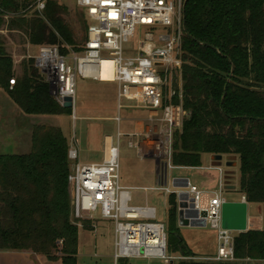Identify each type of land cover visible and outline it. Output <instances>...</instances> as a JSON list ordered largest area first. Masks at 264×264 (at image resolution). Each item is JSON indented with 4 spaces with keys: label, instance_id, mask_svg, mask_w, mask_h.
<instances>
[{
    "label": "trees",
    "instance_id": "trees-1",
    "mask_svg": "<svg viewBox=\"0 0 264 264\" xmlns=\"http://www.w3.org/2000/svg\"><path fill=\"white\" fill-rule=\"evenodd\" d=\"M39 2H45L43 12ZM84 15L76 17L77 31L74 15L55 0H0V89L24 114L71 116L72 110L56 101L32 58L16 75L2 32H18L32 47L58 46L68 55L82 52L88 40ZM185 18L183 102L190 116L176 134L172 164L201 167L203 155L238 160L239 193L264 206V0H187ZM32 128L29 153H0V252L78 264L69 139L58 126L37 121ZM169 202L168 253L196 258L179 232L176 195ZM84 227L94 230L90 222ZM235 259L178 264H264V230L236 233Z\"/></svg>",
    "mask_w": 264,
    "mask_h": 264
},
{
    "label": "built area",
    "instance_id": "built-area-1",
    "mask_svg": "<svg viewBox=\"0 0 264 264\" xmlns=\"http://www.w3.org/2000/svg\"><path fill=\"white\" fill-rule=\"evenodd\" d=\"M88 21V40L82 52L61 53L58 46L39 47L32 59L45 76L51 93L64 108L66 99L73 100L72 117L77 120L75 99L78 79L101 81L103 63H111L112 83L118 86L119 110L122 100L134 103L133 108L148 112L142 129L136 128L131 137L141 158H153L159 165L172 169L176 134L181 132L187 112L184 108L182 70L184 66L183 38L185 32L186 0H75ZM45 10L39 2L37 11ZM145 28V38L137 49H127L137 28ZM11 86L15 81H10ZM120 123V117L116 118ZM124 135L118 130L117 143L111 136L104 139V160L100 164L79 163V150L72 146L68 157L75 162L70 179L71 201L77 217L114 224L116 262L130 259H160L168 256L167 225L157 221L153 206L132 205L129 189L120 186L119 142ZM170 184V183H169ZM167 184V185H169ZM188 203L206 213L197 220L204 221L218 234V251L206 262H234L235 232L223 229L222 199L215 189L203 207L204 192L188 181ZM164 195L172 193L170 186L153 189ZM148 191V189H145ZM180 194H176L179 198ZM243 202H247L245 197ZM101 214L100 217L98 214ZM235 233V234H234Z\"/></svg>",
    "mask_w": 264,
    "mask_h": 264
},
{
    "label": "rangeland",
    "instance_id": "rangeland-1",
    "mask_svg": "<svg viewBox=\"0 0 264 264\" xmlns=\"http://www.w3.org/2000/svg\"><path fill=\"white\" fill-rule=\"evenodd\" d=\"M60 5L67 7L74 15L73 26L77 31H81L80 24L77 22V15L84 14L83 10L78 7L75 0H55ZM35 11V10H34ZM85 16V15H84ZM146 29L138 27L134 39H132L127 49H137L139 43L145 38ZM7 49L13 57L15 66L19 75H22L23 63L38 54L39 47H32L28 44L26 37L23 38L18 32L3 31ZM30 49V50H29ZM14 53H17L15 55ZM20 54V55H19ZM77 96L75 99V110L77 120L74 121L72 116L63 115L55 119L62 128L64 134L72 143L76 139L80 157L79 163L83 165L100 164L103 162V150L98 144L100 139L105 135L114 137L117 143L116 135L118 124L113 120L119 116L117 109L118 87L112 82H95L91 80L77 81ZM124 109L120 111L122 123L119 131L124 137L119 142L120 150V186L129 189L132 194V205L146 206V199L150 206L157 209V221L167 223L169 199L168 195L162 192L149 190L144 192L145 188L153 189L156 187L155 163L150 159L141 158L138 150L130 147V143H136L137 138L131 137L136 131V123L148 118V112H142L131 109L134 103L122 100ZM34 119H38L37 117ZM11 119L5 117L0 120V153H16V149L22 145L21 137L13 138ZM53 121V119L51 120ZM74 144L72 143V146ZM25 149V148H24ZM23 148L20 150H24ZM211 155H205L202 159V166L197 168H172L168 169V176L171 179L186 178L191 181L192 186H196L200 191L213 193L216 185H221L217 194L228 203H241L242 194L239 193L240 163L235 167H227L228 160L225 158L221 163L213 165L210 159ZM236 162L235 159L231 160ZM71 162V161H70ZM75 167V162H71ZM72 168L73 177L74 172ZM227 178H232L229 180ZM232 182L233 185H229ZM227 183V184H226ZM71 186V185H70ZM234 186V191L228 188ZM172 193H187L188 188L177 189L170 185ZM207 204V201L204 202ZM72 205V201H71ZM75 208L72 205L73 220L79 226V253L78 264H120L114 259L115 255V232L114 224L110 221L100 220L93 221L84 217L75 215ZM100 213L98 216L100 217ZM249 226L264 229V209L259 210V206L250 204L248 206ZM85 222H90L94 230H86ZM168 226V224H167ZM180 235L185 240L190 250L197 255L193 257H182L180 254L168 253L173 260L166 263L160 259H130L128 264H178L183 260L203 261L209 256H215L218 251V234L210 227L206 228H187L180 227ZM235 234V233H234ZM236 236V235H235ZM206 262V261H205Z\"/></svg>",
    "mask_w": 264,
    "mask_h": 264
},
{
    "label": "crops",
    "instance_id": "crops-1",
    "mask_svg": "<svg viewBox=\"0 0 264 264\" xmlns=\"http://www.w3.org/2000/svg\"><path fill=\"white\" fill-rule=\"evenodd\" d=\"M7 51L10 54H12L9 49H7ZM14 54L17 55V53H14ZM15 72L19 75V72L17 71L16 66H15ZM117 102H118L117 109H118V113H119V116L118 117H120L121 121H120V123H118L116 121V117L113 118V120L118 124V130H119V126L122 123V118L120 116V111H122V110H119V108H118V105H119L118 93H117ZM131 109L138 110V109L133 108L132 106H131ZM138 111L146 112L144 110H138ZM5 117L11 119L10 121H11V124H12V132H11L10 135H12L13 138H18V137L24 138V139H20V142H23V143H22V145L20 147H18V149L15 150L16 153L14 152V153H11V154H27V153H29L31 151V135H32V129H33L32 127L34 125H36L37 121L40 122L41 124H48V125H54V126L60 127L58 125L57 121H55V119H57L60 116H55V117H52V116H43V117H37L38 119H34L36 117H34V116H28V115L24 114L16 106V104L10 99V97L8 96V94L4 90L0 89V120L2 118H5ZM52 119H53V121H51ZM146 120L138 121L136 123V128L142 129L143 125L141 124V122H144ZM107 136H111V135H105L103 137V139H100L99 142H98V144L100 145V147L103 150V153H104V139ZM111 137H113V136H111ZM116 137H117V135H116ZM72 143L74 144L73 147L74 148L76 147L78 149V145H77V142H76V139L75 138L73 139ZM72 143H70V141H69L70 148H72ZM22 148L23 149L25 148V149L22 151V150H20ZM203 156H205V155H203ZM203 156H202V159H203ZM213 157L214 156H210V159L212 161H213ZM145 159H150V160H152L155 163L156 187H158L159 185H162V186H170V185H173V181L175 179L176 180H180L179 183L182 184V185H185V184L187 185V182L188 181L191 183V181L189 179H186V178H181V179L175 178V179H171L168 176V183L167 184H169V183L170 184L169 185H165V181L163 179V170H164V167H163L162 170H159V165H158V163L153 158H145ZM103 160H104V156H103ZM234 163H235V165H237L238 164V160H236V162H234ZM96 164H98V163H96ZM213 165H216V163L214 161H213ZM70 167H71V171H72V168L73 167H72V163L71 162H70ZM173 168H175V167H173ZM167 171H168V169H167ZM218 185H216V187ZM216 187H215V189H216ZM145 189H148V191H145ZM145 189L143 191L147 193V192H149V190H153L154 188L153 189L145 188ZM204 193H205V195L203 197V204H202L203 207H205L208 204L209 198L212 195V193H206V192H204ZM176 194L177 193H175L173 195H176ZM170 196H172V195H170ZM170 196L168 197V199L170 198ZM243 197L244 196L242 195V198ZM132 201H133V199H132ZM205 201H207V204L204 203ZM246 203L248 204V206L250 205L248 202H246ZM147 204L149 205L148 199H146V205ZM178 204H179V198L177 197V208H178ZM256 206H258V205H256ZM169 208H170V202H169ZM169 208H168V211H169ZM262 209H264V206H259V210H262ZM178 211H179V209H178ZM177 219H178V215H177ZM165 224L167 225L168 224V221ZM178 224H179V220H178ZM248 225H249V216H248ZM249 227L250 228H254L253 226H249ZM259 229L260 230H264L263 228H259ZM0 264H62V262L61 261H59V262H49L47 260V258H45L43 256H39V255H35V254H32V253H27V252H0Z\"/></svg>",
    "mask_w": 264,
    "mask_h": 264
},
{
    "label": "water",
    "instance_id": "water-1",
    "mask_svg": "<svg viewBox=\"0 0 264 264\" xmlns=\"http://www.w3.org/2000/svg\"><path fill=\"white\" fill-rule=\"evenodd\" d=\"M187 2V0H186ZM186 6V3H185ZM186 18L184 17V24H186ZM73 100L71 98L66 99L65 109H72ZM190 115L188 114L187 117ZM223 156H214L213 161L215 163H221L223 161ZM228 163L227 167H235V163L230 161V158H227ZM163 179L165 181V185L168 183V171L167 166H164L163 170ZM180 180L173 181V187L177 189L188 188V186L182 185L179 183ZM233 184V183H232ZM219 189V185L216 187ZM229 191H234L235 187H229ZM188 194L182 193L179 197L178 204V220L180 227L187 228H206V223L204 221H199L197 218L199 216L206 217L205 212H199L195 210L193 204H189L188 202ZM222 226L223 229L235 232V233H245L249 231L251 228L248 225V204L246 202L241 203H225L222 207Z\"/></svg>",
    "mask_w": 264,
    "mask_h": 264
},
{
    "label": "bare ground",
    "instance_id": "bare-ground-1",
    "mask_svg": "<svg viewBox=\"0 0 264 264\" xmlns=\"http://www.w3.org/2000/svg\"><path fill=\"white\" fill-rule=\"evenodd\" d=\"M111 66H112L111 63H103L102 64V70H101V74H100L101 81H103V82L112 81V79H113L112 73L108 71Z\"/></svg>",
    "mask_w": 264,
    "mask_h": 264
}]
</instances>
